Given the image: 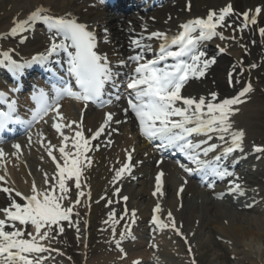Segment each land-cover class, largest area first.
I'll use <instances>...</instances> for the list:
<instances>
[{
    "label": "snow or ice",
    "instance_id": "obj_1",
    "mask_svg": "<svg viewBox=\"0 0 264 264\" xmlns=\"http://www.w3.org/2000/svg\"><path fill=\"white\" fill-rule=\"evenodd\" d=\"M261 12L262 9L257 7L254 14H250L249 11L242 13L244 26L257 24L256 17ZM234 15L232 4L228 3L218 11L210 10L206 18L188 20L180 26L182 31L174 37L170 38L163 32H152L147 39L155 38L163 41L159 46V56L155 59H146L143 52H138L126 60L122 59L119 61V67H128L129 62L135 64V67L129 72L122 73L119 68L113 69L106 54L97 51L96 35L87 24L71 18V14L57 17L52 15L49 10L40 7L33 11L26 20L15 21V26L10 31L11 34L16 35L19 32L27 31L32 22L41 21L48 26V30L52 33L49 47L45 52L33 56L31 60L24 63H17L8 52H3L0 54L3 56L0 63L8 61L10 68L19 72L33 64L47 65L50 58L61 51L67 53L69 65L67 71L75 77L79 84V91H74L71 86L56 87L54 88V101L50 102L48 93L44 89H39L38 96H33L34 100L38 99L40 102L33 114V121L43 119L50 111L55 112L58 117L63 119L59 112V100L65 96H71L85 103L91 101L99 103L101 106L111 105L113 99L103 100L106 88L110 87L115 90L114 99L118 102L122 99L120 87L124 85L127 89L132 90L133 94L126 98L127 107L122 110L125 114L129 110L134 113L139 121L141 133L145 137L150 140H160V148H173L183 153L195 165V167H185L184 170L190 175H211L223 180L234 174L221 161L237 150L243 152L245 133L243 130H233L231 122V116L238 111V108L234 106L244 102L242 98L253 90L252 85L248 83L236 96L225 98L218 103L206 102L203 97L194 98L182 95V90L190 77L204 76L206 69L215 62L214 59H202L206 53L197 50L198 44L214 37L221 40L228 39L229 37H225L223 32L218 29L229 27L226 21ZM259 33L261 37H264V27L259 29ZM235 38V36L231 37V39ZM132 44L144 51L152 50L150 45L141 44L140 39L133 40ZM173 45L178 46V50H170ZM187 55L191 56V63L181 59ZM168 58L176 59L178 62L171 65L165 64L161 67V63ZM252 67L255 68L256 65H252ZM122 76L124 79H121ZM12 91H18V89L14 88ZM217 95L215 92L211 93L213 101L217 99ZM6 99L7 94L0 91V100ZM15 103L12 101L9 104L7 112L0 111V130L7 128L11 123H32V121H22L14 115ZM114 116L113 112L107 113L104 124L89 138L84 136L79 127L75 129L70 147L69 135L61 130V124H54L56 131L63 137L62 144L58 148L63 162L58 161L53 155L52 150L55 146L49 145L48 155L55 162L57 173L51 180L45 174L47 188L40 191L33 183L32 194L28 196H23L21 192L12 188L0 189L9 195L15 191V197H22L26 201L22 204L12 198L8 206L0 209V213L4 215V218H0V264H43V257L40 254L47 252L48 248L41 241L54 239L55 237L52 235L54 229L63 233L64 228L61 226V222H70L74 204L80 203L78 198L75 202L69 201L68 207H63L62 201L69 199L68 194L70 193L67 181H73L76 189H81V176L86 167L91 165V158L86 155L90 151V142L104 134L106 126L110 128L113 123H120V121L114 120ZM65 127L71 129L72 125L68 123ZM211 134H218L219 140L227 143L228 146L212 160L202 159V156L208 157L209 153L215 152L219 147L217 144L208 143L212 138ZM198 136L206 137V139L195 140L194 137ZM226 137L230 138V143ZM14 147L19 149L20 145L17 144ZM253 150L264 152V147L256 146ZM3 156V148L0 146V157ZM131 159V153H129L128 161L130 162ZM131 167L130 163L123 164L116 170L114 179H120L124 173H130ZM162 175L163 173L160 174V176ZM160 176L157 177L158 192L160 191ZM4 180L5 177L0 176V181ZM208 186L214 188L215 184L210 183ZM228 190L240 195L244 194L242 185L235 181ZM180 191L183 189L181 188ZM78 195L83 197L85 193L79 191ZM88 195L90 196V192ZM161 195H163L162 192ZM218 198H223V196L218 194ZM123 199L126 201L127 197ZM154 211L156 213L161 211L159 204ZM132 216L135 217V210H133ZM168 216L170 224L163 223L158 216H154L153 221L161 228L171 227L179 233L180 230L177 228L171 212L168 213ZM16 222H19L21 227H17ZM27 226H31L35 230L34 234H27L31 237L30 239L25 238ZM6 227L12 230L6 231ZM126 234H122L120 240L116 242L118 248ZM189 250L191 251V249Z\"/></svg>",
    "mask_w": 264,
    "mask_h": 264
},
{
    "label": "bare ground",
    "instance_id": "obj_2",
    "mask_svg": "<svg viewBox=\"0 0 264 264\" xmlns=\"http://www.w3.org/2000/svg\"><path fill=\"white\" fill-rule=\"evenodd\" d=\"M228 3H231L232 7L236 10L235 12L240 14L247 10L254 11L257 7H260L262 12L260 14V25H258V27H264V0H174L172 5L165 4L161 9H151V12H149L148 15H143L140 19L137 16H130V20L136 27L139 29L144 28L150 34L152 32H165L168 29H172L173 26L180 21V19L199 15L201 16L207 14L210 10L215 8L221 9ZM40 7L46 8L52 15H57V17L71 14V18H78L86 23L89 22L92 24H95L99 18L105 14L100 5H97L96 7L94 6L92 0H0V46L2 48L10 45L16 37L18 38L17 40L22 39L25 36L27 39L30 38L29 33L31 30L34 29V27H40L37 25L39 24L38 21L32 22L27 31L19 32L16 35L11 34L9 31L15 26L14 22L16 20H26L28 15ZM251 14H253V12ZM230 18L234 19V24H232L231 27L232 30H237V26L243 23L242 18L237 14ZM108 26L111 27L113 40L116 41L115 45L119 47L120 43L124 41L125 31L123 28L128 29L126 28L127 25L117 21L109 22L107 28ZM228 34L232 37L235 36V40L237 41L236 43H228V46L223 44L227 47L228 53H231L232 58L222 56L218 60L219 63L216 68L213 69V81L216 82V84H212L208 80L207 82L190 83L189 87L186 88V95L189 94L190 96H197V94H199V96H201L208 93H216V90H218L225 98L232 95L233 90L229 91L230 85L226 79L228 76L229 78L232 77V74H228V66L229 64H233L235 61H238L239 63V59L245 58L242 55V46L239 47V45H244L245 34H243V38L240 39L238 33L234 35L228 31ZM51 35L52 34H48L47 32H45V34H38L34 40L31 39L24 45L17 42L14 43L12 47L14 46V49L19 51H33V49H35L34 46L43 47L45 42L48 41L47 39L50 40ZM258 39V43H261L264 40ZM161 43L162 42L160 40L156 39V43L153 45L156 48L159 47L158 45ZM262 44V47H264L263 42ZM1 47L0 50L2 49ZM203 52L207 53L211 51L208 49ZM250 58L251 57H246V62L253 63L249 60ZM224 67H227L228 69L225 68L224 70ZM234 76L236 77V75ZM241 104L234 106L235 108H238L239 114H241L240 112L242 109L247 108L246 105L242 106ZM73 105L74 104H71L70 100L64 105V111L67 115L66 121L71 123V125L74 122L76 123L75 120L79 118V114L72 110ZM77 109L79 110L80 107L77 106ZM255 111L257 112L258 109L256 108ZM101 116L102 113H99L92 106L88 109L85 117L87 131V135L85 136L86 138L91 137L94 133L91 132L93 128H95L94 126L101 124L98 120H101V118H99ZM233 118L234 115L231 117V120H233ZM245 123L249 124V129L258 124H254L251 120H245ZM127 127L129 128L130 126H124V128L122 126L121 129L119 127H113L110 130H106L103 136H100L97 140H92V143L89 145L90 151L86 153L87 156L94 155V160L83 172L81 182L83 184L86 183L85 188L91 187L90 194L93 196L92 202H94L95 199L102 198V202H100L99 205L100 214L95 215L96 210L94 207L92 209L94 214L92 213L93 215L90 217L92 220H94V218H98L101 221L100 227H105L100 228L93 234L103 236L107 232L106 230H108L107 227H111L109 223L106 225L108 218L106 215H108L113 208L116 207L117 209L118 197H116V194H119L121 195V200L124 197H129L128 204H130L131 210H138L139 214L144 215L149 208H156L159 204L161 208V211L159 212L161 216L160 220L164 221L166 219V221L170 224V221L167 218L168 213L171 212L172 217H175V223L179 224L181 234H185L191 244H197L198 238H200L199 236L201 235L198 233L200 229H208L212 225H215V227L221 232L226 233L233 240V242H236L238 239V241L246 239L249 236L263 235L260 230L262 225H264V213L256 216L254 213L257 208L264 205V193L259 194L257 191L254 193L252 190H249L248 193L251 195L249 197L256 199L262 198V203H259L258 201V206L254 210H234L231 205L235 208H239V206L243 205V199H241V197L234 196V198L228 201L230 204L226 201L218 202L209 192L199 190L194 181L191 180V182L186 183L181 180L179 177L180 170H177L176 167L169 162H163L162 165L158 167L156 162L148 159L143 166L138 167L137 159H139L140 155L144 156L143 154H146L147 152L144 148L139 149V155L136 154V156L133 157V165L136 166L132 168V165L130 173H124L122 178L114 179L116 170L128 162L126 155L130 153V148H134L137 143L138 145H142V147H146L139 136L136 137L135 135L133 139L126 136L125 128ZM71 128L72 129L70 130L74 134V128L77 127L72 125ZM89 129H91V131ZM113 129H115V131H113ZM47 132L49 134L45 133L47 136L45 138L42 137L45 140L44 144H46L45 151L41 150L40 145L37 144V140H32L35 147H29L28 142L26 144L23 143L22 145L24 147L22 151L25 156L21 155L19 152L20 159L16 163L19 168V174L14 175L12 173L13 170H11V182L7 185L5 183L1 184L14 189L15 191H19L23 195L32 189L33 183H35V186L40 187L41 191L47 188V185L45 184V174H47V177L51 180L53 175L57 173L55 162L51 160V157L49 158L48 155L49 145L55 146L52 150L53 155L55 154L58 161H61V163L63 162L62 157L57 153V149L61 146L62 141L56 136L53 130H49ZM97 145L99 146L98 148ZM12 151L13 149H11V152ZM257 167L259 166L257 165ZM245 168H247L246 170H250L247 165ZM161 173H163V182L159 183V186H162L163 195L157 191L158 185L157 182H155L158 175ZM255 178L256 177H252L247 180L249 181L248 183L253 184V182H255ZM23 183H25V185ZM67 184L70 188V193L68 194L69 199L62 201L63 207H66L69 204L70 198L72 197L71 193L73 181H67ZM181 188L183 191H180ZM249 188L252 189L251 186H249ZM15 191H13L11 195L0 191V209L8 206L12 198H15V200L19 203H26L25 200H22V197H15ZM111 192L116 198H108L105 200L104 194ZM154 193L156 194L154 195ZM102 194L104 196H102ZM84 196L86 199V192ZM163 197H165L164 203L162 201ZM2 214L3 213H0V216ZM11 230L12 229H8L6 231ZM194 231H196L195 233H197V235L192 233ZM81 233L85 240L86 237L91 236V233L87 234L85 225H83ZM163 235L165 238L160 241L161 244L158 248L159 254L157 255L163 256L162 261H159V264H181L183 259L180 255H178L175 248L172 246L175 240L174 236L167 231H165ZM170 237L172 238L170 239ZM25 238H28L26 234ZM200 240H202V237ZM211 240L212 236L208 233L201 242L205 250L204 255L212 249V243H210ZM171 241L173 242L172 244ZM49 244L51 245V242ZM101 248H103L101 249L102 251L106 252L110 249V244L104 245ZM94 252L95 251H92V253ZM131 256L132 255L130 254L128 258ZM57 257V253L52 254V259H56ZM60 259L63 263L68 264V262L63 261L61 257ZM130 259L126 260L122 264H127ZM202 259L203 258L201 257V259L198 260L199 264L203 263Z\"/></svg>",
    "mask_w": 264,
    "mask_h": 264
},
{
    "label": "rangeland",
    "instance_id": "obj_3",
    "mask_svg": "<svg viewBox=\"0 0 264 264\" xmlns=\"http://www.w3.org/2000/svg\"><path fill=\"white\" fill-rule=\"evenodd\" d=\"M255 43V42H253ZM227 67H224V70ZM264 72V71H263ZM263 78L262 75L260 76V79ZM264 79V78H263ZM259 94L255 97H251V101L246 103V105H250V108L246 110L245 113L241 115V120H251L254 122L255 125L251 129H249V124H246L244 127L246 128V135L248 143L251 145L253 143H261L264 145V86L259 88ZM257 105L259 107V110L253 111L255 107L252 106ZM243 118V119H242ZM244 122V121H243ZM240 124V121H239ZM241 123L240 125H242ZM255 180L258 183L257 185L259 188H261V191L264 192V168L259 171L258 174L255 175ZM258 179V180H257ZM119 209H121L120 204ZM78 207V218L75 220L76 224H81V218L85 215L86 206L79 205ZM96 210L95 214H100V206L98 204L95 205ZM122 209L119 211V213H122ZM255 216L258 215L257 213H254ZM113 216V213H112ZM116 220V219H115ZM93 224L89 232L97 231L99 229L98 223L99 220L95 219L92 221ZM69 228H72L74 230L78 231L77 234L69 233L67 234L60 233V238L51 239L53 246L55 248L62 250L60 253L63 255H67V258L69 259V264H100V262H103L104 260L100 259L102 256L105 258L104 254L106 252L99 255V253L92 251H95L97 249H103L101 248L104 243L103 238L99 237V234H93L91 236L92 242L90 246L88 244H85L82 239H80L81 234H79V228L72 226H69ZM263 235H257V236H249L246 239L233 242V240L224 232H221L219 229L215 227V225L210 226L208 229H205L203 233L199 236L197 244L194 246V249L191 253L195 254L197 256V259L203 258L202 264H264V225H262V228L260 230ZM201 232V231H200ZM196 234L195 232H192ZM210 233L212 236V240L210 243H212V249L211 251H208L204 255V247L201 244L204 237ZM53 235V233H52ZM96 235V236H95ZM202 237V240H200ZM220 237V241H219ZM98 241V242H97ZM173 242L171 241V244ZM175 245V244H174ZM182 250H180L177 246L176 252L180 257L183 259L181 261V264H194L195 259L188 258V255H186V250H184L183 245L179 244ZM110 251V250H109ZM108 251V252H109ZM112 253V252H110ZM113 261H115L117 258L111 257ZM106 261V260H105ZM105 264V263H104Z\"/></svg>",
    "mask_w": 264,
    "mask_h": 264
}]
</instances>
